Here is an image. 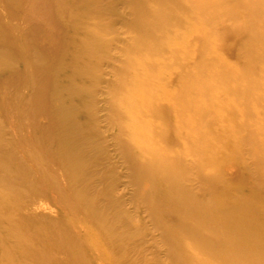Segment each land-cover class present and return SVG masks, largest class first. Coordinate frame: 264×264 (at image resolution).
Listing matches in <instances>:
<instances>
[{
    "label": "bare ground",
    "instance_id": "6f19581e",
    "mask_svg": "<svg viewBox=\"0 0 264 264\" xmlns=\"http://www.w3.org/2000/svg\"><path fill=\"white\" fill-rule=\"evenodd\" d=\"M24 1L0 23V198L53 199L76 264H264V0Z\"/></svg>",
    "mask_w": 264,
    "mask_h": 264
},
{
    "label": "rangeland",
    "instance_id": "374dc122",
    "mask_svg": "<svg viewBox=\"0 0 264 264\" xmlns=\"http://www.w3.org/2000/svg\"><path fill=\"white\" fill-rule=\"evenodd\" d=\"M33 2L36 6H34L32 9V13L38 15L41 13L40 10L38 11L37 7V2H39V0H33L32 4ZM29 7V4L23 0V4L20 8L21 14L24 15L25 13H28ZM12 12L15 11L12 9L11 13ZM0 23L2 26H7V23L11 24L12 26L20 25L18 21H16L15 18L10 14V9L5 3V0H0ZM11 195H13V197L16 196L15 193H11ZM9 197L0 198V229H4L5 233L6 230H8L9 233H12L13 235L15 234L16 239H14L11 244H16L19 249L9 252L8 254H3L2 250L0 249V264H14L13 259H15L17 256H22L21 264H25V261L26 264H38L36 261L38 256L43 257L46 261V264H76L71 261L72 256L65 251L62 243L54 237L52 230L49 228L50 223L48 221L51 222L54 220L52 211L56 209L57 203L55 205L54 200L50 197L43 198L35 196L34 198L24 199L27 200V202L30 200L29 203L34 210L32 215H25V209L21 203L22 201H18V199L14 200L13 198ZM19 199H21V196ZM24 200L23 202H25ZM68 212H71V209ZM63 215L65 214L63 213ZM79 216L81 217V215ZM27 235L30 236V239H27ZM69 235L71 242L70 246H72L71 249L73 250V253L75 255L85 257L88 261V251L90 248V241L88 240H90L91 237L89 236L88 240H85L82 245H79L77 240L74 238L72 231ZM25 243L29 244L28 247L32 246V250H34L33 255L27 256V248Z\"/></svg>",
    "mask_w": 264,
    "mask_h": 264
}]
</instances>
